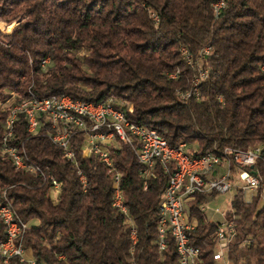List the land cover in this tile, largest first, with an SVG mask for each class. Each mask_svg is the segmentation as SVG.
Segmentation results:
<instances>
[{
	"label": "trees",
	"instance_id": "trees-1",
	"mask_svg": "<svg viewBox=\"0 0 264 264\" xmlns=\"http://www.w3.org/2000/svg\"><path fill=\"white\" fill-rule=\"evenodd\" d=\"M218 1L0 0V20H16L10 31L0 28V144L8 106L27 96L109 98L130 121L155 128L170 145L185 142L193 154L258 144L252 169L264 176V0H222L215 9ZM180 46L207 71L197 95L183 97L196 69ZM205 46L209 52L201 54ZM45 57L50 62L43 66ZM110 64L123 74L101 68ZM39 123L30 132L18 113L10 140L35 170L15 167L0 150V204L9 201L26 222L21 242L28 257L37 264H182L169 232L159 247L157 228L172 164L168 171L159 163L146 171L132 139L112 148V168L95 154L80 156V132L69 141L71 161L51 140L50 123ZM116 171L126 212L112 204ZM263 190L248 200L241 190L230 198L225 215L234 232L224 255L231 264H264ZM215 193L195 192L185 202L195 224L189 242L199 249L193 264L219 260L213 236L219 220L198 208ZM6 264L28 262L12 256Z\"/></svg>",
	"mask_w": 264,
	"mask_h": 264
},
{
	"label": "built area",
	"instance_id": "built-area-1",
	"mask_svg": "<svg viewBox=\"0 0 264 264\" xmlns=\"http://www.w3.org/2000/svg\"><path fill=\"white\" fill-rule=\"evenodd\" d=\"M222 0L214 3L217 9ZM156 19V17L154 16ZM185 57L195 67L198 75L195 76V89L190 95L198 94V84L206 76V69L198 66L193 61L186 47ZM209 47L205 46L201 54H207ZM48 58L42 59V64ZM264 71V64L262 65ZM175 73H170L174 76ZM189 95H183L187 97ZM7 98L6 100H8ZM34 104H41V111H34ZM130 109V108H129ZM25 116L27 130L35 132L40 123H33V115H40L46 119L54 129L49 135L51 140L61 148L63 155L71 161L75 160V152L70 147L69 141L74 134L83 133L81 144L77 147L80 156L95 154L99 159L113 168L115 162L112 150L119 142L131 143L137 140L134 148L136 157L145 167L151 171L156 163H159L165 171L169 170V164L173 165V171L168 177L160 203L158 205L157 228L159 234V247L165 246L167 232L173 237L179 261L182 264H193L198 258L199 249L190 244L188 230L195 224L189 219L186 211V200L195 192H225L231 191V195L241 190L264 189V176L253 170L252 166L260 152V146L255 144L246 149L224 148L222 154H214L213 151L201 154L191 153L185 142L178 145H170L167 140L155 128L130 121L123 109L113 106L109 98L103 101H90L81 98H73L70 95H45L41 100H33L28 96L17 101L14 109L13 123H4V131L1 137L0 150L4 155H12V163L15 167L30 171L36 168L28 163L18 164V154H22L19 148L11 147L13 127L18 113ZM182 174H189V183H182ZM78 177L85 183V175L78 170ZM119 173L114 174V190L112 204L122 212H126V206L122 202L121 190L118 186ZM146 186V183H144ZM59 193L58 181L52 178L50 196L55 201ZM200 211H205L204 202L199 203ZM220 211L219 207H214ZM10 215H17L9 201L6 208H0V227L3 228V237L0 238V262L6 264L12 256H18L28 264H37L33 258L25 256V247L21 239H15V228L10 224ZM18 216V215H17ZM24 223V229L27 224ZM234 227L231 219L224 212L223 219L219 220L213 233L216 242L215 258H225V250L228 239L233 234ZM134 237V230H131Z\"/></svg>",
	"mask_w": 264,
	"mask_h": 264
},
{
	"label": "rangeland",
	"instance_id": "rangeland-1",
	"mask_svg": "<svg viewBox=\"0 0 264 264\" xmlns=\"http://www.w3.org/2000/svg\"><path fill=\"white\" fill-rule=\"evenodd\" d=\"M11 22H13V23H11ZM10 24H12L11 27H8ZM15 24H16V20H12L10 22L0 20V28L4 31H10ZM83 53H84V50H80L78 52L79 56H82ZM46 58H48V60H47V62L43 63V66H46L50 62V58L49 57H46ZM41 64H42V61H41ZM192 67L195 68L194 66H192ZM101 68L106 70L107 72H110V73L123 74L121 68L115 64H110L107 66H103ZM197 75H198V72L196 71V73L194 74V76L191 79V84L193 83V81L195 80V76H197ZM10 93L11 94L8 96L15 95V92H13V91H11ZM113 99H115V98H113ZM6 102H7V100H6ZM120 103L121 104L125 103L128 105V103H126L125 101H121ZM128 108L131 109V107L129 105H128ZM262 190H263V188H262ZM255 192H256V190L247 189L243 192V197L248 200L252 197V195L255 194ZM263 195L264 194L262 193V195L259 199V204H261L263 201ZM231 196H232L231 191L216 192L211 199L204 202V204L206 205V209H205V211H203V213L205 212L207 218H209L210 220H222L224 212L226 211V209H228L230 207ZM216 206L219 207L220 211L214 210V207H216ZM28 253H29L28 249L25 248V252H24L25 256H28L29 255ZM217 264H231V263L228 262V260L226 258H222V259L217 260Z\"/></svg>",
	"mask_w": 264,
	"mask_h": 264
},
{
	"label": "bare ground",
	"instance_id": "bare-ground-1",
	"mask_svg": "<svg viewBox=\"0 0 264 264\" xmlns=\"http://www.w3.org/2000/svg\"><path fill=\"white\" fill-rule=\"evenodd\" d=\"M180 52H181L182 56L184 57V59L191 66H193L191 64V62L189 61V59L185 57L184 46L180 47ZM194 89H195V80L192 83V89L191 90L194 91ZM189 94H190V91H186L184 93V95H189ZM29 98L33 99V100H41L40 96H35L33 94L30 95ZM15 108H17V102H14V103H12V104H10L8 106V108L6 110L7 111V116H6V119H5L4 123H13L14 109ZM34 111H41V104H34ZM39 120H40V115H33V123H39ZM11 147L12 148H16L12 144H11ZM7 156L12 161V155H7ZM22 157L23 156L21 154H18V164H25V162L23 161ZM155 165H157V164H155ZM182 183H189V174H182ZM0 208H6V204H0ZM10 224L12 225L13 228H15V239H21V235H22V233L24 231V223L22 222V220L17 215H10Z\"/></svg>",
	"mask_w": 264,
	"mask_h": 264
}]
</instances>
